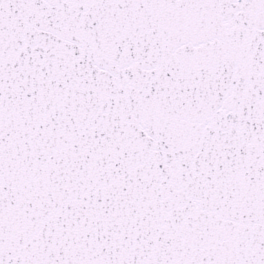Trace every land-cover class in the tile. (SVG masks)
<instances>
[{
	"label": "snow or ice",
	"instance_id": "snow-or-ice-1",
	"mask_svg": "<svg viewBox=\"0 0 264 264\" xmlns=\"http://www.w3.org/2000/svg\"><path fill=\"white\" fill-rule=\"evenodd\" d=\"M0 264H264V0H0Z\"/></svg>",
	"mask_w": 264,
	"mask_h": 264
}]
</instances>
